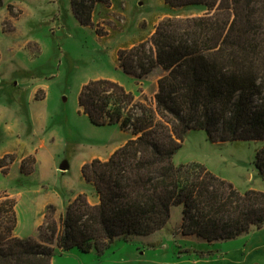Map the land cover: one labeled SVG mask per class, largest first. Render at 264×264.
Masks as SVG:
<instances>
[{
  "label": "trees",
  "instance_id": "1",
  "mask_svg": "<svg viewBox=\"0 0 264 264\" xmlns=\"http://www.w3.org/2000/svg\"><path fill=\"white\" fill-rule=\"evenodd\" d=\"M109 1L70 0V7L80 24L93 25L94 8ZM164 2L206 12L165 17L148 39L116 50L118 67L135 78L163 70L153 100L107 78L89 80L78 94L91 123L131 134L107 160L81 166L99 202L78 194L58 221L47 205L35 236L21 238L16 202L0 194V264H51L55 247L102 252L115 238L159 231L174 205H182L181 234L209 243L264 227V191H239L202 163L173 161L186 133L203 129L216 143L261 142L254 164L264 177V0Z\"/></svg>",
  "mask_w": 264,
  "mask_h": 264
},
{
  "label": "rangeland",
  "instance_id": "2",
  "mask_svg": "<svg viewBox=\"0 0 264 264\" xmlns=\"http://www.w3.org/2000/svg\"><path fill=\"white\" fill-rule=\"evenodd\" d=\"M205 12V7L198 5L171 8L164 0H110L94 8L93 25H82L71 10L70 0H3L0 158L9 156L0 167V188L24 191L21 198L14 200L15 235L35 236L38 220L43 221L28 201V192L42 184L41 178L45 192L59 193L64 199L79 190H88L91 184L81 174L83 162L93 154L108 152L130 136L117 124L91 123L78 105L81 86L97 78H117L130 86L133 76L117 65L118 48L148 39L165 17L198 16ZM96 28L107 35L99 36ZM150 73L147 83L164 74L161 68ZM141 96L153 100L151 95ZM41 98L45 100L37 111L31 103ZM34 111L43 117L34 121ZM41 141L45 148H39ZM261 145L254 140L216 143L205 130L193 129L184 136L173 161L176 165L202 163L239 191H264V177L254 164L255 152ZM48 152L54 154V164ZM19 158L25 161L24 172L17 171L16 166L6 172ZM61 165L66 168L60 169ZM181 212L182 205L172 206L170 218L159 232L115 238L102 252L55 247L52 263L184 264L200 259L199 264H264V231L251 229L235 238L209 243L181 234ZM63 213L56 209L55 219L58 221Z\"/></svg>",
  "mask_w": 264,
  "mask_h": 264
},
{
  "label": "crops",
  "instance_id": "3",
  "mask_svg": "<svg viewBox=\"0 0 264 264\" xmlns=\"http://www.w3.org/2000/svg\"><path fill=\"white\" fill-rule=\"evenodd\" d=\"M141 40H139L138 42H140ZM138 42H136V43H138ZM136 43H133L130 46H132V45H134ZM129 76H131V75H129ZM149 76L150 75H148L146 78H134L133 77L134 81L130 84V86H127L124 82L118 80L117 78H110V79L113 80V81L118 82L119 84H121L126 90L132 92L136 97H139L141 95H148V96L151 95L152 97H154V94L157 91V81H158V79L162 75L157 76L155 79L153 78L152 83H147L146 80H148ZM133 84H136L135 87L133 86ZM44 100H45L44 98H41L39 101L38 100L37 101H34L33 103H31L32 108L33 109H36L38 111L39 110L38 106H42V103L41 102L44 101ZM31 116H32V119L34 121L35 120H39V117L40 118L43 117L42 113H38L36 111L31 112ZM24 123L27 124L26 121ZM32 125H34V124H32ZM129 138H131V134H130V136L128 138H124L122 140V142L114 145L108 152H105V153L99 152L97 154H93L91 156V158L89 160H87V161H84L83 164L86 163V162H89V161H91L93 159H99V160H102V161L107 160L109 158V156L113 153V151H115L118 147H120L121 145H123ZM45 147L46 146H45L44 142L41 141V143L39 144V148H45ZM10 151H13V149H10L8 152H10ZM48 153H49V155H51V158H52L53 164H54V162H55V160H54V154H50V152H48ZM44 160H45V156H44ZM20 161H21V158H19L18 161H13L12 164L9 165L8 170H6V172H9V170L12 167H15V166H16V170L19 171V172H21L20 171V166H19L20 165ZM56 169H57V166H56ZM0 174H1V172H0ZM83 180L85 182H87L84 178H83ZM42 181H43V179L41 178L39 180V182L42 183V184H38L37 186L33 187L28 192V201H29V204L35 206L34 207V211L37 214H40L41 215V219L43 217L44 208L47 205H50V204L51 205H54L56 207V209L58 210V213H63L64 212V209L67 206V204L71 200H73L78 194H81V193H83V194L86 195L87 200H88L89 203H91V204H97L99 202V196H98V194H97V192L95 190L94 185L91 182H87V183L91 184V185H89L87 187L88 190H79L78 192L74 193L70 198L64 199V198H62L61 195H59V193H56V192L55 193L45 192V190H44V184H43ZM0 191H4L10 197H12L15 201H16V198H21L22 194L24 193V191H19V190L18 191H14L13 188H8V187L0 188ZM41 221L42 220H38V223L40 224ZM160 230H162V229H160ZM260 230L261 231H264V227L260 228ZM159 231H156L153 234H155V233H157ZM16 236H18V235L16 234ZM188 237H194V236H188ZM195 251H197V250H195ZM227 256H228V254H226L225 257H224V260L225 261L227 259ZM55 262H56V260H54V263ZM200 262H202L200 259H196L193 262H190L189 261V262L184 263V264H199ZM51 264H53V263L51 262Z\"/></svg>",
  "mask_w": 264,
  "mask_h": 264
},
{
  "label": "water",
  "instance_id": "4",
  "mask_svg": "<svg viewBox=\"0 0 264 264\" xmlns=\"http://www.w3.org/2000/svg\"><path fill=\"white\" fill-rule=\"evenodd\" d=\"M65 168H66V166H64V165L60 166V169H62V170L65 169Z\"/></svg>",
  "mask_w": 264,
  "mask_h": 264
}]
</instances>
